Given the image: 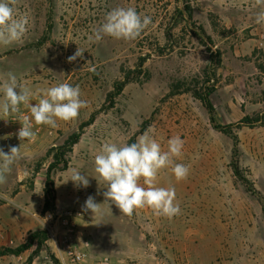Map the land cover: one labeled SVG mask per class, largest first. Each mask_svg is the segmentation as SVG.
<instances>
[{
	"label": "rangeland",
	"instance_id": "rangeland-1",
	"mask_svg": "<svg viewBox=\"0 0 264 264\" xmlns=\"http://www.w3.org/2000/svg\"><path fill=\"white\" fill-rule=\"evenodd\" d=\"M232 1L17 0L14 7L18 15L28 17V31L22 42L0 45V83L13 73L34 93L32 105L42 98L41 90L59 83L79 85L87 106L74 120H57L56 127L40 125L34 141L2 145L6 153L19 146L21 155L7 183L0 185V206L11 203V198L20 205L15 199L19 192V198L31 197L40 206L46 199L45 173L54 161V148L96 113L65 154L66 167L60 164L53 170L54 208L41 210L42 218L54 223L55 216L48 213L83 209L91 195L103 214L85 211L89 220L82 228L92 235L97 254L119 258L123 264H263L264 32L257 29L261 27L257 6L248 0ZM116 7H133L152 22L135 40L105 35L90 42L106 13ZM77 47L86 50L83 58L68 62ZM215 49L220 52L219 64L216 56L210 61ZM90 66H95V73L88 71ZM127 75L121 93L108 99L115 83ZM213 81L214 122L234 124L236 153L232 138L214 128L190 90ZM3 96L0 92V100ZM20 108L29 109L23 104ZM245 117L252 123L236 127ZM149 129H155L149 135L162 151L168 150L174 136L184 141L182 156L174 160L189 167L187 179L177 181L171 167L162 169L157 179V186L175 188L181 211L171 219L149 207L136 209L131 216L120 213L105 200L107 185L95 172L94 158L105 142L131 144ZM234 164L242 177L234 173ZM73 169L88 175V187H76L71 180L64 183ZM24 171L30 175L21 180ZM139 183L144 186L143 178ZM41 184L42 194H37ZM35 231L39 235L23 263L5 257L9 253L2 255L5 248L25 242L17 243L20 239L6 230L0 264H32L37 247L36 264H43L50 249L44 230ZM8 238L14 239L11 246Z\"/></svg>",
	"mask_w": 264,
	"mask_h": 264
},
{
	"label": "clouds",
	"instance_id": "clouds-1",
	"mask_svg": "<svg viewBox=\"0 0 264 264\" xmlns=\"http://www.w3.org/2000/svg\"><path fill=\"white\" fill-rule=\"evenodd\" d=\"M17 0H0V45H11L22 42L28 31L29 20L26 15H18L15 9ZM256 4H264V0H256ZM152 20L148 15L141 16L133 7H116L108 11L105 21L89 36L90 42H99L105 35L116 39L135 40L146 29ZM257 23L264 22V12H260L256 18ZM85 49H76L73 55L67 57L68 62L83 58ZM88 71L95 73V66H90ZM17 89L19 91H17ZM42 91V98L32 105L34 93L24 84L17 81V77L9 72L7 79L0 83V92L3 99L0 100V112L5 115L16 114L20 111V105L30 109L29 115H23L20 120L21 128L17 136L20 141H34L35 125L57 126V120L71 121L78 117L81 108L87 106V101L81 99L79 85L59 83ZM142 134L136 142L118 145L113 142H105L99 153L95 155V172L106 183V191L103 192L105 200L111 201L126 216L133 215L136 209L151 208L157 215L169 219L180 214V205L176 201L174 187L157 186L158 174L162 169L171 167L177 181L185 180L189 174V167L182 163H175L174 158L182 156L184 141L179 135L168 140V150L162 151L160 143L149 132ZM19 146L10 147L6 153L0 148V185L7 183V176L12 171V165L20 158ZM30 175L28 171L19 177L21 180ZM143 178L144 186L139 181ZM76 187H88L87 174L73 169L70 177ZM41 184L37 194H42ZM84 211L91 210L92 214H103L100 203H96L93 196H88L82 206Z\"/></svg>",
	"mask_w": 264,
	"mask_h": 264
},
{
	"label": "built area",
	"instance_id": "built-area-1",
	"mask_svg": "<svg viewBox=\"0 0 264 264\" xmlns=\"http://www.w3.org/2000/svg\"><path fill=\"white\" fill-rule=\"evenodd\" d=\"M11 115L7 117L0 112V148L3 144L22 142L17 136L22 126L18 120L23 115L31 118L30 109L25 108ZM39 129L40 125H35L33 120V131L38 132ZM53 216L54 223L44 229V242L50 249L44 264H123L119 258L94 252L93 237L82 228V223L89 220L88 213L83 209L75 207L63 209L56 214L48 213V217Z\"/></svg>",
	"mask_w": 264,
	"mask_h": 264
},
{
	"label": "trees",
	"instance_id": "trees-1",
	"mask_svg": "<svg viewBox=\"0 0 264 264\" xmlns=\"http://www.w3.org/2000/svg\"><path fill=\"white\" fill-rule=\"evenodd\" d=\"M49 21H50V17H49ZM48 28H51V24L48 23ZM220 52L219 50L215 49L213 52H211L210 54V61H213L214 56L217 57V63H220ZM214 66V65H213ZM210 75L212 77H214V70L212 69L210 72ZM128 75L125 76L124 80L122 81H117L115 83V88L112 92H110L107 96V98H112L115 95H118L121 93L124 85L127 83L128 81ZM214 80V79H213ZM210 82V80H207V82ZM208 85V86H207ZM207 85H201L200 89H196V88H190V90L193 92V95L198 98L202 105L206 108L208 114H209V118L211 123L214 125V128L219 129L220 131L228 134V136H230L233 140V144H234V151L235 153L237 152V146H238V136L237 134L232 130V126L234 124H227V125H218L215 124L214 122V112H215V108L211 102V95L214 93L216 86L215 83L213 81V83L211 85L207 84ZM203 87V88H202ZM96 113L91 114L90 118L81 123L78 130L71 133L67 139L64 141V143L61 146H58L56 148H54L55 153L53 154L54 156V161L52 163L49 164L48 168L46 169V173H45V188H44V192L46 195V199L44 202V209L45 210H50L54 208V201H55V195H54V182H53V178H52V172L53 170L60 164H63L64 167H66V160H65V154L67 152H70L72 150V147L79 141V138L82 134V129L86 126L92 123V121L94 120ZM251 118L245 117L244 119H241L240 121H238L235 125L236 127H241L242 125H249L251 124ZM234 173L239 176L242 177L240 175L239 169H238V165L234 164ZM264 200V198H263ZM43 235L45 236L44 232H42ZM39 233L38 232H31V234L28 236L27 240H25L24 243L16 246L15 248H5V251L2 253H9V254H14V255H19L20 253L24 252L26 249H29L35 240V237L38 236ZM40 247L36 248L35 252H34V256L32 255L30 257V261L33 260V258L35 257V255L37 254V252L39 251Z\"/></svg>",
	"mask_w": 264,
	"mask_h": 264
},
{
	"label": "crops",
	"instance_id": "crops-1",
	"mask_svg": "<svg viewBox=\"0 0 264 264\" xmlns=\"http://www.w3.org/2000/svg\"><path fill=\"white\" fill-rule=\"evenodd\" d=\"M241 1H244V0H241ZM248 1L251 3V6L254 5L258 7L255 10L256 17L258 13L264 12V4L257 5L256 0H248ZM251 6H247L246 8L248 9L250 7V9H252L253 11L254 9ZM260 25L261 27H257V29H260V31L264 32V22H261ZM5 195L7 194L5 193ZM19 195H20V192L16 194L15 199L20 202V205H18L17 202L13 200L14 198H11L12 199L11 203L8 202L0 206V246L2 244V241L5 238L4 232L6 230L7 232H10L11 234L13 233L15 234V235H11V237L14 238L15 236L16 238L20 239V241H18L17 243H22L27 239L28 234L31 233L32 231L44 230L50 227L52 224L51 222L48 221V219L42 218L40 215L41 210H43L44 212L48 211V210H44L43 208L45 198L44 200L41 201L40 206L39 205L36 206L34 202L30 201L31 197L28 198L24 196L23 198H19ZM14 207L17 208L16 212L14 211ZM1 222L3 224L4 222L7 224L6 226L8 227L5 230L4 228L6 226H4L5 224L3 225ZM13 238H8V242L10 244L8 246L12 245L14 241ZM27 252L28 250L26 249L24 252L20 253L19 255H14V254L9 255L8 254L5 257L14 256L17 261L24 263L26 259L25 254ZM261 253H263L262 255L264 256V250H262ZM0 262H1V257H0ZM32 264H36L35 258H33Z\"/></svg>",
	"mask_w": 264,
	"mask_h": 264
}]
</instances>
